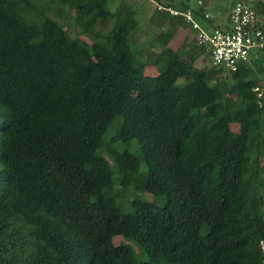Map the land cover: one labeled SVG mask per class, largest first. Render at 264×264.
Returning <instances> with one entry per match:
<instances>
[{"label": "trees", "instance_id": "trees-1", "mask_svg": "<svg viewBox=\"0 0 264 264\" xmlns=\"http://www.w3.org/2000/svg\"><path fill=\"white\" fill-rule=\"evenodd\" d=\"M107 1L0 0V264H264V51L197 68L209 53L191 33L193 49L170 46L191 28L162 10L143 60L135 7ZM133 139L138 152L113 145ZM129 186L162 204L123 211Z\"/></svg>", "mask_w": 264, "mask_h": 264}, {"label": "rangeland", "instance_id": "rangeland-1", "mask_svg": "<svg viewBox=\"0 0 264 264\" xmlns=\"http://www.w3.org/2000/svg\"><path fill=\"white\" fill-rule=\"evenodd\" d=\"M161 1H166V0H161ZM173 1H179V0H173ZM191 5H194L197 3L198 0H189ZM203 1V4H207L210 8V12L214 15V19L216 22L219 23V25H222L224 22H226L227 18L229 17L230 14V9L235 0H201ZM120 2L127 3L130 6L133 5L135 7V18L137 20V29L132 33L131 35V46L132 49L140 56L141 59L146 60L148 58V55L150 52L157 51L158 50V45L156 46V42L158 41V35L161 34L162 32H166L168 30V20H164L161 24H158V18H157V11L164 12L162 11L163 9L162 6L164 5L162 2L156 1V0H108L107 5L110 9L114 10ZM264 4V0H263ZM257 11L259 12V9L257 8ZM264 16V13H260L259 18L262 19ZM222 22V23H221ZM65 25V28L67 31H69L71 34H75V28L74 26L71 25V18L67 17V20L64 19L63 22ZM112 21H110L107 24V29H109L112 26ZM184 28L183 26L181 27L180 25H177L174 31V34L172 38L169 41V45L172 46L173 48H178L181 46L184 42H187L188 45L186 48L190 47L193 45L191 35H193V31ZM190 49H193L190 47ZM256 56V52H252L250 54V59ZM210 61L208 57L204 54L201 53L199 57L194 61V65L197 68H203L204 66H209ZM262 65V64H261ZM259 65H253V68L256 70L261 66ZM146 72L148 74H154L155 70L153 69L152 66L146 67ZM115 123L108 128L104 140L107 141L109 140V135L111 132L114 131L115 128ZM115 148H117L119 151L122 150H129L131 152H138V141L137 139H133L128 142L120 141L117 143L113 144ZM105 157L111 161L110 156ZM116 189V187H115ZM127 194L126 197L127 199L122 201L121 206L123 211L129 212L133 209V206L131 204V201L135 197H140L145 200H155L157 204H162L163 200L162 199H156L153 198V196L150 193L143 192L142 190L134 187V186H129V188L126 190ZM264 193V191L262 192ZM120 201V200H119ZM121 202V201H120ZM264 210V206L262 208ZM113 242L115 244H120V243H125L130 246L132 249L134 255L138 259H146L145 255L140 251L139 246L134 240L122 237V236H115L113 238ZM264 247V246H263Z\"/></svg>", "mask_w": 264, "mask_h": 264}, {"label": "built area", "instance_id": "built-area-1", "mask_svg": "<svg viewBox=\"0 0 264 264\" xmlns=\"http://www.w3.org/2000/svg\"><path fill=\"white\" fill-rule=\"evenodd\" d=\"M254 1L237 0L222 25L208 21L214 18L210 11L203 12L204 22H201L195 17L194 8L180 10L162 6L161 9L184 19L197 44L209 53L212 65L234 71L250 60L252 52L264 51V32L255 26ZM201 5L202 1L198 0L195 8Z\"/></svg>", "mask_w": 264, "mask_h": 264}, {"label": "crops", "instance_id": "crops-1", "mask_svg": "<svg viewBox=\"0 0 264 264\" xmlns=\"http://www.w3.org/2000/svg\"><path fill=\"white\" fill-rule=\"evenodd\" d=\"M217 24H219L218 22H216ZM222 23V22H221Z\"/></svg>", "mask_w": 264, "mask_h": 264}]
</instances>
